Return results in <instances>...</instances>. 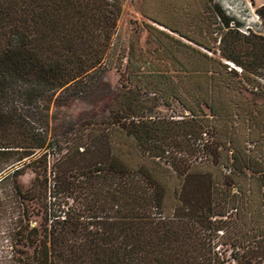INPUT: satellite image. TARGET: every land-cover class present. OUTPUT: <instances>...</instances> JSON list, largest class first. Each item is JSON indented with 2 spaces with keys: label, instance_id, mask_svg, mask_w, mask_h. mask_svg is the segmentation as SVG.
Masks as SVG:
<instances>
[{
  "label": "trees",
  "instance_id": "obj_1",
  "mask_svg": "<svg viewBox=\"0 0 264 264\" xmlns=\"http://www.w3.org/2000/svg\"><path fill=\"white\" fill-rule=\"evenodd\" d=\"M256 14L260 34L245 35L225 20L219 48L212 49L164 27L208 61L197 72L209 84L207 99L193 107L179 99L190 114L183 121L144 115L139 94L125 91L111 112L114 122L90 127L101 129L97 138L74 142L76 155L101 149L96 159L84 164L59 151L63 167H51L49 186L34 169L32 187L44 183L50 200L45 226L19 231L32 248L25 264H264V160L234 146L225 154L216 135L201 141L218 133L215 120L232 113L226 98L233 104L245 92L264 100V4ZM120 15L119 0H0V154L17 152L22 162L44 151L15 176L46 160L48 150V136L32 125L19 99L32 105L101 75ZM200 49L220 53L221 61ZM114 136L121 140L112 143ZM18 194L28 200V191Z\"/></svg>",
  "mask_w": 264,
  "mask_h": 264
},
{
  "label": "rangeland",
  "instance_id": "obj_2",
  "mask_svg": "<svg viewBox=\"0 0 264 264\" xmlns=\"http://www.w3.org/2000/svg\"><path fill=\"white\" fill-rule=\"evenodd\" d=\"M119 1L121 15L113 38L108 67L103 68L104 73L95 75L78 88L50 94L38 103L29 105L23 99H19L17 103L22 112L29 116L32 125L48 136V150L46 160L43 158L32 167L24 169L20 176H15L14 172L23 164L39 159L44 151L22 162H18L17 152L0 154V264H25L26 256L32 254V248L19 234L21 227H27L28 231L34 227L41 230L45 226V203L48 205L50 199L47 202L44 200V183L42 186L32 187L36 177L34 169L47 175L49 186L51 167L54 164L59 169L63 167L58 162L57 153L62 150L61 155L73 157L77 154L73 151L74 142L79 144L80 139L97 138L102 132L101 129L95 127L90 131L89 128L114 122L111 112L118 109L117 100H121L125 91L139 94L142 111L146 116L183 121L189 119L190 114L179 104V99L192 107L196 104L195 100L198 102L202 98L207 99L205 90L209 84H206L205 76L197 72L204 73L210 65H207L208 61L202 53L181 46L178 34L183 33L211 49L219 48L220 37H223L224 28L227 27L225 20L244 26V22L236 18V12H241L246 19L252 20L256 9L262 6L254 0ZM154 27L177 31V36H173L177 40L162 36ZM257 28L258 26L253 27V32L260 34L261 31ZM200 51L215 61H221L218 52L214 54L203 49ZM214 71L217 77H222L220 66L216 65ZM164 97L169 102L168 105L164 103ZM231 100L225 99L230 103L232 113H227L222 119L213 122L218 133L204 135L201 141L206 143L208 140L211 143L214 138L212 136L216 135V139L220 140L218 142L223 141L226 144L225 154L231 153L234 146L243 153L264 160V100L245 92L234 97L233 104ZM236 106L240 107L239 115L234 114ZM203 109L207 117L212 119L209 110L205 107ZM120 140L114 136L112 143ZM120 147L128 154L126 145L120 144ZM99 150L101 149L90 151L86 156L76 155V159L84 164L91 163L90 160L96 159ZM83 151V148L79 149V153ZM186 153L190 154V150ZM19 190L22 193L28 191V200L22 202ZM35 193L39 194L40 199L33 200ZM225 249L221 245L216 247L220 252Z\"/></svg>",
  "mask_w": 264,
  "mask_h": 264
},
{
  "label": "built area",
  "instance_id": "obj_3",
  "mask_svg": "<svg viewBox=\"0 0 264 264\" xmlns=\"http://www.w3.org/2000/svg\"><path fill=\"white\" fill-rule=\"evenodd\" d=\"M235 16L238 18V20L244 22V26L237 27L234 21L230 24V27L237 28L239 32L248 35L250 31L253 32V27L256 26H258L257 29L260 31L262 30L261 20L256 13L254 14V18L252 20L246 19L244 16H242L241 12H236Z\"/></svg>",
  "mask_w": 264,
  "mask_h": 264
},
{
  "label": "crops",
  "instance_id": "obj_4",
  "mask_svg": "<svg viewBox=\"0 0 264 264\" xmlns=\"http://www.w3.org/2000/svg\"><path fill=\"white\" fill-rule=\"evenodd\" d=\"M195 2H200V0H194ZM256 3L260 4V5H263L264 4V0H254ZM160 29L166 31L167 33L171 34L172 36H177L176 34L166 30L164 27H159ZM185 40V39H184ZM186 41V40H185ZM188 42V41H186ZM189 43V42H188ZM190 44V43H189ZM192 46H195L194 44H191Z\"/></svg>",
  "mask_w": 264,
  "mask_h": 264
}]
</instances>
